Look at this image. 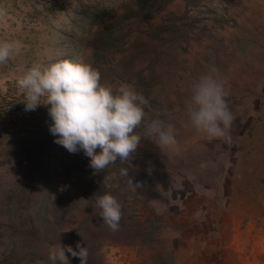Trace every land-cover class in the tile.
I'll return each mask as SVG.
<instances>
[{"label":"rangeland","instance_id":"374dc122","mask_svg":"<svg viewBox=\"0 0 264 264\" xmlns=\"http://www.w3.org/2000/svg\"><path fill=\"white\" fill-rule=\"evenodd\" d=\"M0 8V41L22 44L0 64V264H52L58 243L85 246L87 264H264V0H0ZM50 57L91 64L101 84L132 85L148 101L146 122L174 126L176 147L144 138L129 164L94 175L83 151L54 142L50 105L25 110L17 80ZM209 72L235 116L227 142L208 140L188 118L192 85ZM106 190L122 206L118 231L95 204Z\"/></svg>","mask_w":264,"mask_h":264},{"label":"clouds","instance_id":"9594fccd","mask_svg":"<svg viewBox=\"0 0 264 264\" xmlns=\"http://www.w3.org/2000/svg\"><path fill=\"white\" fill-rule=\"evenodd\" d=\"M5 12L0 8V20ZM19 41H0V64L7 63L19 54ZM101 74L91 64L69 58H49L33 63L17 80L24 96L26 111H34L40 105H50L49 126L55 143L70 153H83L90 158L93 174L105 172L110 165L129 164L136 155L144 138L152 140L159 148H174L177 145L174 126L160 119L146 122L147 99L128 83L118 87L100 83ZM228 93L216 76L209 72L192 85V94L187 102L188 118L198 133L208 140L230 141L235 116L229 106ZM143 127V137L136 131ZM99 149V151H97ZM120 177H129L127 167L119 169ZM105 180V177L104 179ZM133 190L141 187L127 181ZM113 185L104 183L105 189ZM99 216L112 231H118L122 219V206L108 190L97 195ZM78 257L80 264H87L88 249L77 243H58L48 249L52 264H70L69 256Z\"/></svg>","mask_w":264,"mask_h":264}]
</instances>
